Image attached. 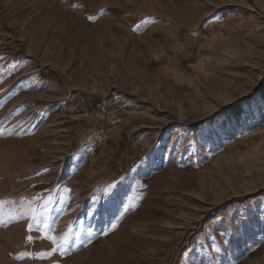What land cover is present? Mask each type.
Instances as JSON below:
<instances>
[{
	"label": "rangeland",
	"instance_id": "rangeland-1",
	"mask_svg": "<svg viewBox=\"0 0 264 264\" xmlns=\"http://www.w3.org/2000/svg\"><path fill=\"white\" fill-rule=\"evenodd\" d=\"M0 264H264V0H0Z\"/></svg>",
	"mask_w": 264,
	"mask_h": 264
},
{
	"label": "snow or ice",
	"instance_id": "snow-or-ice-1",
	"mask_svg": "<svg viewBox=\"0 0 264 264\" xmlns=\"http://www.w3.org/2000/svg\"><path fill=\"white\" fill-rule=\"evenodd\" d=\"M29 227H31V225H30ZM27 239H28L29 241H31V240H32V237L29 236ZM47 239L52 240V241H53V244L56 245V247H54L53 251H55L56 248H60L61 250H63V244L61 243V244L57 245V244H56V239H55L54 237L49 236V237H47Z\"/></svg>",
	"mask_w": 264,
	"mask_h": 264
}]
</instances>
